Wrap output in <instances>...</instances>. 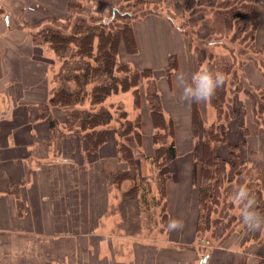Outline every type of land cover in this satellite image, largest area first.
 <instances>
[{"label": "trees", "instance_id": "obj_1", "mask_svg": "<svg viewBox=\"0 0 264 264\" xmlns=\"http://www.w3.org/2000/svg\"><path fill=\"white\" fill-rule=\"evenodd\" d=\"M81 1L71 0L70 11L63 19L55 16L41 18L38 21L41 29L33 33L35 43L46 45L63 60L61 68L53 78L48 99L38 104L36 117L47 120L51 129H57L60 124L64 125L67 130H62L57 139L60 141L65 135H71L69 143L72 149L80 146L81 152L90 154L92 158L96 157L110 134L114 133L117 137L118 154L116 168L108 177L109 184L121 187L123 182L129 181L130 185L124 192L129 200H135L138 193H141L138 199L142 198L147 207L149 204L161 205V222L167 228L169 214L166 184L172 176L168 169L178 155L175 120L172 116L167 118L165 114L163 94L154 70L119 61L121 49L133 55L139 51L136 23L146 15H162L148 8L133 14L123 11L122 7L135 5L133 3L149 4L164 0L116 2L110 5L108 16L104 18L94 12L84 13L85 7ZM197 5L202 7L205 14L213 17L207 24L209 32L212 33L217 26L219 29L221 26L225 29L235 28L233 40L245 33L242 40H248L250 47L256 46V36L262 19L256 10L255 0H197ZM192 6L191 3L190 7ZM167 19L174 24L173 16H168ZM47 21L52 23L47 25ZM176 28L187 35L181 27ZM219 41L222 40H217L216 43ZM262 48L264 44L260 48L255 47L256 52H260ZM196 55L201 67L202 49ZM218 59L214 62V73H222L225 83L216 90L214 97L209 101L217 112L216 118L209 124L203 121L200 103H190V114L194 139L193 184L198 192L199 203L196 231L201 233L220 224L222 232L216 234L217 230H213V237L217 236L215 239H221L219 242H223L226 239L223 235H229L235 230L231 225L237 218L244 225L240 207L232 200L238 187L246 186L249 189L255 196L256 210L264 214V164L245 158L241 151V146H245L246 137L251 132V127L246 123L247 115L252 119L254 131L264 133V89L243 88L239 85L240 78L238 79L239 70H243L246 61H254L264 72V59L260 60L243 51L221 55ZM177 67L178 57L172 54L163 69L164 78L170 87L172 74ZM143 79H146V82H142ZM236 83L237 86H234ZM132 88L136 108L141 109L144 96L145 108L153 129L151 140L154 151L147 159L155 166L157 174L151 178L138 173V152L144 147L142 111H139L136 117L130 118L127 110L122 109L119 115L115 116L116 112L105 105V100L112 93ZM242 89L249 99L248 102L239 96ZM230 93L234 95L230 96ZM61 113L63 119L57 117ZM235 119H241L238 125L242 130L243 139L231 143L229 124ZM113 120L118 121L120 125H113ZM225 144L228 149L226 157L220 153V148ZM153 181L157 184L159 196L152 190ZM0 191L12 192L8 186ZM236 209L240 212L237 213ZM215 213L217 217L213 219ZM226 218L229 220L222 224ZM245 229L243 242L254 241L258 244L254 254L259 257V264H264V230L252 231L246 226ZM226 230L228 231L225 232Z\"/></svg>", "mask_w": 264, "mask_h": 264}, {"label": "crops", "instance_id": "obj_2", "mask_svg": "<svg viewBox=\"0 0 264 264\" xmlns=\"http://www.w3.org/2000/svg\"><path fill=\"white\" fill-rule=\"evenodd\" d=\"M120 1L86 0L99 13ZM70 2L0 0V171L12 191H0V264H188L198 257V250L180 247L194 239L198 218L190 213L192 156L176 161L180 173L166 186L169 222L182 221L183 227H167L158 241L138 239V231L129 235V251L120 254L113 232L107 231L109 219L119 214L112 210L108 180L116 168L115 138L109 136L92 158L80 146L72 149L71 135L59 141L56 129L36 117L38 104L51 91L48 72L54 64L44 63L47 46L35 43L33 30L25 25L46 16L66 17ZM135 33L141 60L133 62L136 67L163 69L170 55L186 56V37L162 16L146 15ZM180 69L172 76V87L166 84L168 90L177 86ZM160 87L164 96L165 86ZM41 147L44 153L38 151ZM246 259L240 250L213 248L206 262L244 264Z\"/></svg>", "mask_w": 264, "mask_h": 264}, {"label": "rangeland", "instance_id": "obj_3", "mask_svg": "<svg viewBox=\"0 0 264 264\" xmlns=\"http://www.w3.org/2000/svg\"><path fill=\"white\" fill-rule=\"evenodd\" d=\"M256 1V10L261 15L262 24L260 25V28L257 32L256 36V48H260L264 44V2L263 0H255ZM83 7H85L84 13H91L94 12L100 15L101 17L108 16V9L99 13L93 9V7L86 2V0L81 1ZM193 4L192 7H190V4ZM135 5L130 6H123V11H130L133 12V14H138L140 10L142 9H151L158 11L164 18H168V16H173L174 24L171 25L176 28V26L181 27L187 35H184L181 32V29H178L185 37H186V43L187 47L185 48L186 56L182 55L181 60L178 59V67L175 71L178 70L180 66V71H178L176 75V81L177 86L175 85L172 89L168 90L166 84L167 81L164 78V71L163 69H153L155 72V75L159 79L160 85L165 86V93L163 96L164 99V106H165V114L167 118L172 116L175 120L176 124V132H175V140L177 143V150L179 151L177 157L172 160V162L169 165L168 171L172 174L171 178H176L178 174L180 173L178 170L179 164H177V160L181 157L186 158H193V144L194 139L192 136V129H191V114H190V103L189 101H185L181 99L182 95V85L187 84L191 82L192 75L199 72L200 70L207 69L209 71L215 72V64L216 60H219L221 55H230L231 52H245L247 54H253V56L258 57V59H264V48L261 49L260 52H256L255 47H250L248 40H242L245 33H242L240 35V38H237L236 40H233V35L236 31L235 28L232 29H225L221 26V29H219V26H217L214 31L211 33L207 29V24H209L212 21V16L210 14H205V12L202 11V7L200 5H197V0H164L161 2L156 3H149V4H139V3H133ZM112 5V4H111ZM209 11V9H207ZM212 14V13H211ZM63 19V17H60ZM143 19V18H142ZM52 22L47 21L46 24H51ZM43 24V22H42ZM45 24V23H44ZM46 25V26H47ZM26 29H32L34 33L39 31L41 29L38 21H31L27 22L25 25ZM217 40H222L221 42H217ZM213 42V43H212ZM46 46V45H44ZM202 49V65L199 67L198 65V57L196 54L199 53V51ZM195 50V53H194ZM45 55L43 54L44 58L46 59L44 63H50L54 64V67H51L52 71L48 72L51 76V82L53 85V78L55 74L58 72V70L61 68V65L63 64V60L60 59L56 53L52 49H48L46 47L44 49ZM138 54V53H137ZM137 54H128L123 49L120 51L119 61L122 63H129L131 66H136L133 64L140 63L141 60L137 59ZM217 56V57H216ZM47 58H49L47 60ZM40 59V58H39ZM42 59V58H41ZM212 59V60H211ZM140 61V62H139ZM180 64V65H179ZM141 68V66H139ZM174 71V72H175ZM173 72V74H174ZM172 74V76H173ZM238 79L240 78L241 82L239 85H241L243 88H249L252 90L257 89H264V72L261 70L259 65H257L254 61H246L245 65L243 66V70H239ZM146 80V79H145ZM144 79L141 80L142 82H146ZM166 82V83H165ZM172 82V80H171ZM234 86H237V83L234 84ZM162 87V86H161ZM172 87V86H171ZM2 89V88H0ZM257 90V92L259 91ZM3 90V89H2ZM5 90V89H4ZM234 94L230 93V96H233ZM239 96L246 100L247 102L249 99L244 93V90L242 89L239 93ZM135 96L133 93V88L129 90H118L115 93H112L107 99L105 100V105L109 106L110 109L115 113V116H118L122 109L127 110L128 117L134 118L138 114L139 111H142V118H143V147L142 150L138 152V160L137 163L140 165V169L138 170V173L141 175H145L148 177H153V175L157 174V169L155 166L151 163L149 159H147V156H152L154 151V145L152 144L151 140V131H153L150 121L148 119L147 110L145 108V99L144 96H142V107L141 109L135 107ZM119 107V110H118ZM200 111H201V117L202 120L209 124L211 123L217 116V112L214 107L211 106L209 102H200ZM57 117H61L63 119V114H59ZM239 123H241V119H235L233 120L229 125L230 131V137L229 141L231 143H237L239 139H243L242 136V130L239 128ZM246 123L248 126H250V133L248 134L247 143L245 146H241L242 154L245 158L256 162L258 164H264V133L260 131H254V125L252 123V119H250L249 115L246 117ZM112 124L115 126H119L120 123L116 120L112 121ZM60 127H58L55 131V136L57 137V134L62 132V130L65 129V126L60 124ZM114 134V133H113ZM110 134V137H114L117 141V137ZM57 142L56 140H54ZM40 150V153L45 152V148L41 147L38 148V151ZM63 152L58 153V155H61ZM220 153L223 156H227L228 149L226 144L223 145V147L220 148ZM64 154V153H63ZM62 156V155H61ZM177 161V162H176ZM176 162V163H175ZM173 164V165H172ZM128 182V181H127ZM125 186H124V185ZM123 186L117 187L116 185H110V190L113 195L112 197V210L119 211V214L113 215L111 219L108 221V232H113V238L116 243V250L121 254L122 252L125 253V251H129V245L131 241L133 240L132 237L129 235H136L139 231V235L136 237L141 240H146L145 237H149L150 240L154 239V241H158V239L162 236H164L165 231L167 230L166 227L162 224V218L160 216L161 214V205H153L149 204V207L144 205V201L141 198L138 199L139 196H141V193H138L139 195L136 196L135 200H129L128 197L124 195L125 190L128 188V183L123 182ZM130 185V184H129ZM192 185L194 188V199L192 200V210L190 213L191 218L193 216H197L199 212V203H198V192L196 187L193 184V164H192ZM7 186L6 176L3 172L0 171V189H3ZM153 192L159 196V191L157 190V184L155 181L151 183ZM167 186V184H166ZM150 196H148L149 198ZM221 208V205H219ZM236 212H240L239 209H236ZM118 213V212H117ZM122 217V218H121ZM217 217V214H213V219ZM116 220V221H115ZM190 220V218H188ZM198 220V218H197ZM229 219L226 218L222 221V224H225ZM116 222L119 223L118 225H114ZM197 225V223H196ZM234 225V226H233ZM231 225L235 230L232 231L229 235H223L226 236V239L221 241V239L216 240L217 236L213 237V230H217V232H222V225L212 226L209 230H203L201 233H198L195 229V237L191 241L187 242V245H180V247H186L187 249H193L198 250V257L195 260L189 261L188 264H207V258L204 260L205 257H208L209 251L213 248H224V247H213L214 245H221V246H227L225 248L240 250L241 253L245 256L246 255V261L244 264H259V257L254 254L255 250L258 247V244L254 241H247L243 242V238L246 235V229L245 226L239 221L237 218L236 221ZM244 226V229H243ZM110 228H112L110 230ZM140 229V230H139ZM229 230V229H228ZM226 230L225 232H227ZM140 232L142 235H140ZM188 236L190 234L186 232ZM216 238V239H215ZM173 245V243L171 244ZM192 245V246H191ZM179 246V245H177ZM125 255V254H124ZM252 256V258L250 257ZM251 258L248 260V258Z\"/></svg>", "mask_w": 264, "mask_h": 264}, {"label": "clouds", "instance_id": "obj_4", "mask_svg": "<svg viewBox=\"0 0 264 264\" xmlns=\"http://www.w3.org/2000/svg\"><path fill=\"white\" fill-rule=\"evenodd\" d=\"M225 83L222 73H213L207 69L195 73L191 82L182 85L181 99L193 103L209 102L215 95L216 90ZM232 200L240 207V214L244 225L252 231L264 230V214L256 210L255 196L246 186L238 187ZM183 227V222L171 220L168 224L169 230Z\"/></svg>", "mask_w": 264, "mask_h": 264}, {"label": "water", "instance_id": "obj_5", "mask_svg": "<svg viewBox=\"0 0 264 264\" xmlns=\"http://www.w3.org/2000/svg\"><path fill=\"white\" fill-rule=\"evenodd\" d=\"M207 257L204 258V260H206Z\"/></svg>", "mask_w": 264, "mask_h": 264}]
</instances>
